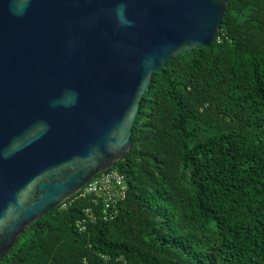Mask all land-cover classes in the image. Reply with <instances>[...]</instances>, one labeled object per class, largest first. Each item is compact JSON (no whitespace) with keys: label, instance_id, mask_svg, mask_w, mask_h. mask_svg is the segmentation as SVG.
<instances>
[{"label":"trees","instance_id":"16d2710c","mask_svg":"<svg viewBox=\"0 0 264 264\" xmlns=\"http://www.w3.org/2000/svg\"><path fill=\"white\" fill-rule=\"evenodd\" d=\"M226 5L210 46L153 74L108 170L128 186L116 218L79 231L75 195L0 264H264V0Z\"/></svg>","mask_w":264,"mask_h":264},{"label":"water","instance_id":"95a60500","mask_svg":"<svg viewBox=\"0 0 264 264\" xmlns=\"http://www.w3.org/2000/svg\"><path fill=\"white\" fill-rule=\"evenodd\" d=\"M230 1L0 0V262L123 158L153 74L210 46Z\"/></svg>","mask_w":264,"mask_h":264},{"label":"built area","instance_id":"2783aa9c","mask_svg":"<svg viewBox=\"0 0 264 264\" xmlns=\"http://www.w3.org/2000/svg\"><path fill=\"white\" fill-rule=\"evenodd\" d=\"M128 186L125 177L116 171H107L90 180L76 194V199L89 198L91 206L83 211L84 218L76 227L83 231L86 222L102 220L109 222L116 218L119 205L126 199Z\"/></svg>","mask_w":264,"mask_h":264},{"label":"clouds","instance_id":"9594fccd","mask_svg":"<svg viewBox=\"0 0 264 264\" xmlns=\"http://www.w3.org/2000/svg\"><path fill=\"white\" fill-rule=\"evenodd\" d=\"M117 14H118V16L121 18V21L123 22V23H130V22H128V21H126V20H124V6L123 5H121L118 9H117Z\"/></svg>","mask_w":264,"mask_h":264}]
</instances>
